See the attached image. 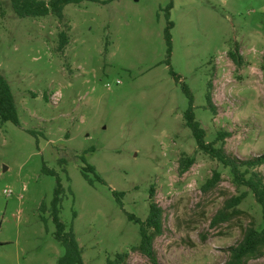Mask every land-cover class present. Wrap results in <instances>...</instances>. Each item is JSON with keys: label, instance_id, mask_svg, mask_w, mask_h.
I'll use <instances>...</instances> for the list:
<instances>
[{"label": "rangeland", "instance_id": "obj_1", "mask_svg": "<svg viewBox=\"0 0 264 264\" xmlns=\"http://www.w3.org/2000/svg\"><path fill=\"white\" fill-rule=\"evenodd\" d=\"M62 32L68 41L60 49ZM236 45L241 66L229 56ZM263 55L264 0L84 1L66 5L63 21L21 17L0 0V71L20 118L0 124V264H58L65 251L51 215L58 177L60 217L86 264H106L118 252H128V264H154L134 249L140 227L128 217H147L151 186L164 210L153 242L159 264H224L250 223L264 226L262 208L197 147L183 84L207 141L230 132L229 154L262 155ZM182 156L195 158L184 174ZM87 165L104 181L86 176ZM215 170L221 180L203 191ZM258 170L264 174V164ZM243 192L241 215L213 224L225 201ZM247 264H264V255Z\"/></svg>", "mask_w": 264, "mask_h": 264}, {"label": "trees", "instance_id": "obj_2", "mask_svg": "<svg viewBox=\"0 0 264 264\" xmlns=\"http://www.w3.org/2000/svg\"><path fill=\"white\" fill-rule=\"evenodd\" d=\"M14 11L21 17L27 16H45L48 14L55 15L60 21L64 18V8L68 4H80L84 1L108 3L112 0H10ZM172 7V3L169 6ZM169 16V13H168ZM173 22L168 19L166 39L171 51L172 35L170 30L173 27ZM68 41L66 32L60 34L59 48H63ZM229 56L237 65L243 64V57L239 52L238 45L234 50L229 51ZM264 58V55H263ZM264 70V64H263ZM174 78L179 81L178 76L171 70ZM212 82L208 83L207 100L208 105L213 113L216 112V107L212 103V94L210 88ZM185 94L190 100V107L185 113L187 126L191 129L196 140L197 147L204 153L208 154L213 159L221 162L225 167L230 169L233 181L237 186H245L253 193L256 202L262 208V216L264 219V174L258 170V167L264 164V154L254 156L248 159H241L236 155L229 154L224 146L226 137L231 135L230 132H219L213 141L206 140V130L196 119L194 112V97L191 89L187 84H183ZM12 122L20 125L18 107L14 97L10 81L0 71V124ZM220 143L219 146L217 144ZM195 163V158L191 156H182L179 159V173L184 174ZM49 174H54L55 171L44 168ZM84 173L88 176V172H93L96 179L104 181L96 172V168L91 165L85 166ZM92 180V179H91ZM221 180V173L214 171L202 186V190L207 192L216 187ZM63 186L61 179L57 178V185L54 191L52 200V219L56 225L55 238L64 246V254L58 259V264H86L83 259V249L79 245L73 229L67 230V225L61 220V194ZM120 197L123 192L113 191ZM247 192L240 195L232 196L225 201L224 207L221 208L213 218V224L226 222L232 218L241 215L242 210L239 205L246 197ZM150 205L149 213L145 219H141L134 214H129L130 220L139 224L140 227V243L134 247L144 255L148 256L154 264H159L156 252L153 247V242L156 236L163 232V208L155 201V189L150 188ZM119 200V199H118ZM229 258L224 264H247L250 259L259 258L264 255V226L258 228L255 222L250 223L245 229L242 239L235 245L229 248ZM128 252H118L114 257H108L106 264H128Z\"/></svg>", "mask_w": 264, "mask_h": 264}]
</instances>
